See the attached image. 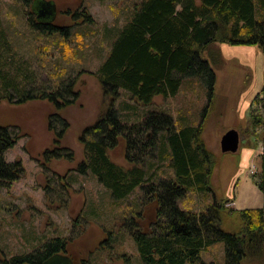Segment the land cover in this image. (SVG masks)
Wrapping results in <instances>:
<instances>
[{
  "label": "trees",
  "instance_id": "1",
  "mask_svg": "<svg viewBox=\"0 0 264 264\" xmlns=\"http://www.w3.org/2000/svg\"><path fill=\"white\" fill-rule=\"evenodd\" d=\"M24 1L26 7H30L26 10L29 28L45 37L58 34L63 44L68 41L72 27L95 24L92 14L83 5L72 14L70 10L65 13L71 16V26L39 21L31 7L33 1ZM258 1L264 7V0ZM256 14L255 0H141L121 27L105 28L103 37L110 41V51L97 71L80 73H93L111 104L80 136L85 159L76 173H91L115 201H124L139 189L142 205H155V218L146 228L139 224L146 219L143 209L139 212L132 209L131 214L136 218L124 220L142 264H214L203 262L201 252L218 243L225 244V264H243L254 254H262L260 260L264 263V204L260 209L236 210L228 207L233 200L218 202L215 199L200 213L184 211L178 205L189 190L214 193L211 179L218 162L208 149L203 132L208 105L215 103L214 66L223 65L217 45L258 46L264 54V22L258 20ZM86 34H81L80 39ZM78 76H68V80L62 82L41 79L33 61L16 50L0 20V103L21 106L47 102L55 108L48 123V130L54 136L53 146L43 153L40 162L44 169H49L48 164L54 157L74 159L73 153L66 152L69 150L62 145L70 123L61 111L76 105L80 98L76 89ZM184 77L201 78L208 92L209 102L198 125L181 118L177 126L178 121L171 115L159 112L133 123L132 113L135 112L130 110V104H126L129 110L126 113L117 108L121 89L126 90L132 100L146 106L158 96H176ZM244 107L248 108L251 130L246 128L243 133L255 138V132L262 130L263 153L260 171L256 174L264 195V86L252 103ZM26 136L17 127L0 126V189L25 174L23 161L8 162L5 154ZM121 144L125 147L127 168L109 157V151ZM256 149L257 146L247 140L242 144L240 158L244 157V152L248 156ZM58 152L63 154L58 155ZM164 166L172 171V177L158 178ZM68 176L61 178L65 180V189L73 181L72 177L67 179ZM53 180L54 176L48 183ZM46 196L48 199V193ZM233 215L240 219L241 228L228 232L222 228V223ZM82 218L84 216H78L75 223H80ZM106 233L108 238L101 245L116 242L117 237L113 238L111 230ZM72 240L73 237L48 238L31 252L11 256L0 248V264H43L56 254H68ZM80 264H92L91 256Z\"/></svg>",
  "mask_w": 264,
  "mask_h": 264
},
{
  "label": "rangeland",
  "instance_id": "2",
  "mask_svg": "<svg viewBox=\"0 0 264 264\" xmlns=\"http://www.w3.org/2000/svg\"><path fill=\"white\" fill-rule=\"evenodd\" d=\"M32 1L35 4L36 0ZM53 1L57 4L53 23L58 26H71V16L65 13L70 10L72 14L81 5L92 14L95 24L72 27L68 41L63 44L58 34L45 37L29 28L26 10L30 7H26L24 0H0V20L12 37L16 50L33 61L41 79L62 82L67 81L68 76L79 74L76 89L80 98L76 105L61 111L70 123L62 145L69 150L66 152L73 153L74 159L54 157L48 164V170L41 166L43 153L54 142V136L48 130L49 116L55 112L53 105L47 102H30L21 106L0 103V126L17 127L27 134L5 154L8 162L22 160L26 171L19 180L0 189V248L11 256L31 252L48 238L73 237L68 253L79 263L91 256L92 264H142L136 246L126 232L124 220L136 218L131 214L132 209L138 212L143 209L146 219L139 224L146 228L155 218V205H142L139 189L128 199L115 201L91 173H76L78 165L85 159L80 136L111 104L109 99H105L95 75L80 73L97 71L110 51V41L103 37L105 28L121 27L141 0ZM255 1L256 17L264 22V7L259 5L258 0ZM84 33H87L86 36L80 39L79 36ZM217 48L221 51L223 65L214 66L217 75L215 103L208 105L203 132L204 141L218 162L211 179L214 193L189 190L178 205L182 210L193 213L205 211L215 199L218 202L233 200L234 204L230 203L228 207L236 210L260 209L264 204V195L257 184L258 170L255 175L250 174L252 165L258 168L257 153L261 149L262 130L255 132L257 141L256 137L243 133L246 128L251 130V120L246 112L248 108L244 106L251 104L264 86V54L258 46L222 44ZM208 102L204 81L198 77H184L176 96H158L152 104L145 106L132 100L131 95L121 89L116 105L121 113L129 112L126 104L131 105L130 110L137 114L132 113L133 123L152 112H159L171 115L180 126L181 118L194 125L202 122L203 110ZM230 129L238 130L241 136L237 154H223L221 151V138ZM247 140L257 149L241 160L242 144ZM109 157L116 164L129 167L124 144L110 150ZM66 174H69L67 179L72 177L73 180L68 189L64 187L65 180L61 179ZM52 176L55 180L48 183ZM157 176L169 178L173 173L164 166ZM46 186H49L48 190ZM80 215L84 218L76 224L75 219ZM222 228L236 232L241 228V221L233 215L224 219ZM109 230L113 232L114 239L117 237L116 242L101 245L108 238L106 232ZM261 257L262 254H254L243 264H264ZM201 258L206 263L225 264V244L218 243L203 250Z\"/></svg>",
  "mask_w": 264,
  "mask_h": 264
},
{
  "label": "water",
  "instance_id": "3",
  "mask_svg": "<svg viewBox=\"0 0 264 264\" xmlns=\"http://www.w3.org/2000/svg\"><path fill=\"white\" fill-rule=\"evenodd\" d=\"M46 4L49 8L36 11L37 9L34 8L33 11L36 12L37 20H54L57 15V5L50 1H47ZM241 146V136L238 130L230 129L228 130L221 138L220 147L223 154H237L240 150ZM43 264H73L72 260L62 254L55 255L51 257L49 260L45 261Z\"/></svg>",
  "mask_w": 264,
  "mask_h": 264
},
{
  "label": "flooded vegetation",
  "instance_id": "4",
  "mask_svg": "<svg viewBox=\"0 0 264 264\" xmlns=\"http://www.w3.org/2000/svg\"><path fill=\"white\" fill-rule=\"evenodd\" d=\"M47 1H50V2H52L53 4L55 3L53 0H36L35 1V4H32V9H34V8H36L37 10L36 11H40V10H44V9H48L49 8V6L46 4V2ZM56 4V3H55ZM57 5V4H56ZM34 12V11H33ZM35 13V15L37 16V14H36V12H34ZM56 19V18H55ZM54 19V20H55ZM54 20L52 21V20H50V19H48V20H43L44 22H48V23H51V24H55V23H53L54 22ZM245 158H246V156H244ZM244 157H241V160H243L244 159ZM154 205V204H153ZM56 255H58V254H56ZM62 255H66V256H68L71 260H72V262H73V264H80L77 260H75V258L74 257H72V255H70L69 253L68 254H63L62 253ZM55 256V255H54ZM53 257V256H52ZM49 260V259H48Z\"/></svg>",
  "mask_w": 264,
  "mask_h": 264
},
{
  "label": "crops",
  "instance_id": "5",
  "mask_svg": "<svg viewBox=\"0 0 264 264\" xmlns=\"http://www.w3.org/2000/svg\"><path fill=\"white\" fill-rule=\"evenodd\" d=\"M259 147H261V149H260V151H259V153H257V158H258V160H257V165H258V168H257V170L258 171H260V156L262 155V153H263V145L262 144H259Z\"/></svg>",
  "mask_w": 264,
  "mask_h": 264
},
{
  "label": "built area",
  "instance_id": "6",
  "mask_svg": "<svg viewBox=\"0 0 264 264\" xmlns=\"http://www.w3.org/2000/svg\"><path fill=\"white\" fill-rule=\"evenodd\" d=\"M254 171H255V167L252 166V168H251V173H254Z\"/></svg>",
  "mask_w": 264,
  "mask_h": 264
}]
</instances>
